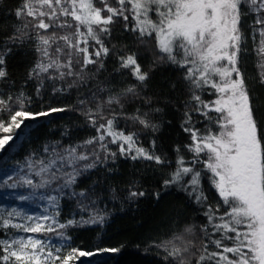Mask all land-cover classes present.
<instances>
[{
	"label": "snow or ice",
	"instance_id": "obj_1",
	"mask_svg": "<svg viewBox=\"0 0 264 264\" xmlns=\"http://www.w3.org/2000/svg\"><path fill=\"white\" fill-rule=\"evenodd\" d=\"M14 16L21 26L0 48V113L7 117L0 118V153L25 134L29 121L70 110L49 106L34 112L31 97L12 94L7 57L25 38L36 40L40 54L28 73L38 96L46 83L54 95L94 87L77 107L96 134L80 144L45 145L40 156L5 171L0 188H27L14 199L44 203L37 205L41 212L0 206V264H77L81 257L121 251L123 245L94 251L74 247L69 230L105 224L108 214L98 202L102 182L113 178L109 162L122 157L149 167L170 163L158 154L156 139L147 148L140 143L141 131L161 130L160 114L170 103L163 88L145 92L152 80L141 63L145 51L152 53L154 65L180 71L167 88L185 97L180 127L190 141L175 147L176 166L163 179V191L151 195L158 201L176 188L206 207L199 235L195 225H186L152 246L162 248L168 264H264V103L252 87L254 82L264 88V0H21ZM117 28L143 47L111 44ZM249 38L256 57L253 77L244 67ZM108 59L131 83L124 81L120 89L109 87L112 80L97 83ZM136 102L140 107L129 114L127 106ZM202 122L203 131L197 126ZM183 150L192 153L190 160ZM205 180L219 197L215 207L208 203ZM129 183L126 199L149 195ZM69 202L75 211L64 219Z\"/></svg>",
	"mask_w": 264,
	"mask_h": 264
},
{
	"label": "trees",
	"instance_id": "obj_2",
	"mask_svg": "<svg viewBox=\"0 0 264 264\" xmlns=\"http://www.w3.org/2000/svg\"><path fill=\"white\" fill-rule=\"evenodd\" d=\"M20 2L21 0H4L3 4H0V48H3L7 37L13 35L14 29L21 26L20 21L14 16L15 8ZM250 22L251 17H249ZM111 44L118 47L127 45L133 50L143 47L134 42L131 33L123 32L121 28L114 31ZM252 46V41L249 38V53L244 65L248 77L255 76L257 72L254 67L256 57L251 53ZM39 58L40 54L36 51L34 38L32 40L25 38L23 43L17 42L13 46L12 53L7 57L8 71L12 77L10 82L12 94L15 95L17 92L23 91L26 96L31 97L30 108L34 112L45 110L49 106L67 107L70 110L28 122L31 127L25 130V134L19 136L7 152L0 153V183L3 182L5 171L11 173L13 170H18L19 166H22L25 160L33 154H35L33 158L40 156L45 145L56 142L64 145L80 144L96 134L77 107L78 99L89 95L94 87L85 86L82 91L70 89L64 94L54 95L51 86L46 83V88L38 96L36 82L28 79V73ZM141 63L146 70L152 72L150 86L145 89V92L152 95L153 91L159 92L163 88L167 93L165 99L170 103L164 107V112L160 114L161 119L158 122L161 124V130L156 133L141 131L140 143L147 148L150 146L151 140L156 139L158 154L162 152L170 163L164 167L156 165L149 167L146 162H134L117 157L115 163L109 162L106 165L111 168L108 175L113 178L102 182L98 202L99 207L108 214L105 224L92 228L70 229L69 232L73 237V246L86 251H94L97 247H120L121 245L123 248L119 253H103L91 258H80L77 264H81V262L82 264H168V261L164 259L165 253L162 248L152 246L153 242L159 243L170 239L173 232L182 231L186 225L199 227L206 223L203 214L206 207L202 208L191 202L184 193L176 188L168 190L167 194H163L158 201L151 195L155 191H163V179L175 168V147L178 144L183 146L190 141L188 135L180 127L185 111L183 106L185 97L181 92H169L167 88V82H175L180 76V71L170 65H154L153 55L150 51L143 52ZM117 68L118 64L114 59L106 60L105 69L98 76L97 83L112 80L109 87L115 89L125 86L124 81L131 83L130 78L121 77L117 73ZM252 87L260 101L264 103V88L254 82ZM210 98L205 96V99ZM161 106L163 107V104ZM136 107H140L139 102L128 105V113H132ZM197 119L199 118L197 117ZM125 125L126 122L121 119L119 126L124 128ZM197 126L201 131L204 130V122ZM128 128H131L130 124ZM111 147L115 150V145ZM182 154L186 160L192 158V153L187 150H183ZM197 167H201V165H197ZM100 175L104 176L105 173L101 172ZM96 178L93 176L92 180ZM133 181L136 187L145 190L149 195L139 199H126L129 182ZM91 182V180L88 181L84 187H88ZM204 187L208 195V203L215 207L219 202V197L207 180L204 181ZM113 188L117 189L115 193L110 191ZM28 191L27 188H0V205L11 203L12 205L26 206L34 211H43L41 207L37 206L43 204V201L22 203L14 199L15 195L27 194ZM114 196L115 198H113ZM75 207L74 203L69 202L63 209V218H71ZM196 242L200 244V240H196Z\"/></svg>",
	"mask_w": 264,
	"mask_h": 264
},
{
	"label": "rangeland",
	"instance_id": "obj_3",
	"mask_svg": "<svg viewBox=\"0 0 264 264\" xmlns=\"http://www.w3.org/2000/svg\"><path fill=\"white\" fill-rule=\"evenodd\" d=\"M0 118L6 119V118H7V117H6V114H2V113H0ZM201 167H202V166H201ZM40 191H42V190H38V191H37V194H38V195H39V192H40ZM0 206H5V207H24L26 210H28V211H30V212H38V211H34V210H32L31 208H28V207H26V206L12 205L11 203H5V204H2V205H0ZM198 229H199V227L196 226L197 235H199ZM197 240H199V239H197ZM195 242H196V241H195ZM196 244H197V246H198L199 243L196 242ZM82 258H83V257H81V259H82ZM86 258H91V257H86Z\"/></svg>",
	"mask_w": 264,
	"mask_h": 264
}]
</instances>
